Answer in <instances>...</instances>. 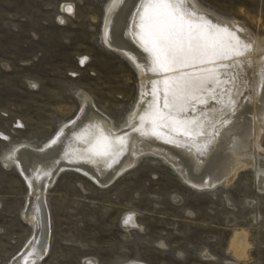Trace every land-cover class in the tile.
I'll return each mask as SVG.
<instances>
[{
  "label": "rangeland",
  "instance_id": "obj_1",
  "mask_svg": "<svg viewBox=\"0 0 264 264\" xmlns=\"http://www.w3.org/2000/svg\"><path fill=\"white\" fill-rule=\"evenodd\" d=\"M113 1L0 0V264H9L32 234L21 217L28 185L4 157L20 144L48 143L80 113L79 95L118 130L136 108L141 79L103 39ZM194 1L208 14L242 24L253 45H264V0ZM259 147L243 146L256 169L211 190L188 187L149 154L107 188L61 172L44 195L50 237L37 264H264V193L256 180L257 167L264 170V123ZM131 213L137 229L126 231L120 220ZM240 232L246 248L236 259L231 240Z\"/></svg>",
  "mask_w": 264,
  "mask_h": 264
},
{
  "label": "bare ground",
  "instance_id": "obj_2",
  "mask_svg": "<svg viewBox=\"0 0 264 264\" xmlns=\"http://www.w3.org/2000/svg\"><path fill=\"white\" fill-rule=\"evenodd\" d=\"M151 2L114 0L106 9L103 39L130 60L141 79L139 101L123 129H115L86 95H79L80 113L63 124L48 143L38 148L20 144L4 157L2 163L15 166L28 185L29 198L21 217L32 231L23 250L9 264H37L47 255L50 225L44 195L63 171H74L107 188L133 168L139 156L149 154L166 161L188 187L211 190L230 183L241 171L256 169V159L243 146L251 141L254 150L260 149L264 45H253L242 24L219 19L202 11L194 0H184L197 13L194 19L205 14L213 23L227 26L243 44L223 55L176 65L174 70L152 71L153 56L145 50L146 31L142 28ZM69 7L72 9L64 6L63 10L69 11ZM221 39L235 44L227 35ZM146 114L154 115L155 123L151 118L142 121ZM198 154L204 155L203 161ZM256 180L258 191L264 193V170L258 167ZM128 216L120 220L126 231L137 227L134 214L125 224ZM245 236L236 233L231 240L236 259L244 257Z\"/></svg>",
  "mask_w": 264,
  "mask_h": 264
},
{
  "label": "snow or ice",
  "instance_id": "obj_3",
  "mask_svg": "<svg viewBox=\"0 0 264 264\" xmlns=\"http://www.w3.org/2000/svg\"><path fill=\"white\" fill-rule=\"evenodd\" d=\"M68 10L71 11V8ZM196 16L197 13L192 12L184 0H152L145 9L146 23L142 24L146 31L145 50L153 56L152 71L174 70L176 65L185 66L190 60L223 55L243 44L234 32L229 33L227 26L213 23L203 13L194 19ZM222 35L229 36L235 44H225ZM244 47L250 45L245 44ZM146 118H151L155 123L154 115L150 117L146 114L141 120ZM144 134L147 135V132ZM131 219L132 214H129L125 224Z\"/></svg>",
  "mask_w": 264,
  "mask_h": 264
},
{
  "label": "water",
  "instance_id": "obj_4",
  "mask_svg": "<svg viewBox=\"0 0 264 264\" xmlns=\"http://www.w3.org/2000/svg\"><path fill=\"white\" fill-rule=\"evenodd\" d=\"M23 178V177H22ZM24 179V178H23Z\"/></svg>",
  "mask_w": 264,
  "mask_h": 264
}]
</instances>
